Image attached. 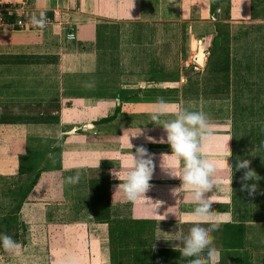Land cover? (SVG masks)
<instances>
[{
  "label": "crops",
  "instance_id": "obj_1",
  "mask_svg": "<svg viewBox=\"0 0 264 264\" xmlns=\"http://www.w3.org/2000/svg\"><path fill=\"white\" fill-rule=\"evenodd\" d=\"M33 9L57 23L0 31V233L22 240L15 253L0 248V264H61L67 256L75 264H187L172 241L192 226L195 205L186 193L171 195L180 181L160 169L179 167L161 158L170 147L145 139L166 136L150 120L159 97L207 114L204 158L226 160L227 145L231 152L232 190V173L222 169L213 202L221 264H264V0H34ZM198 41L202 68L191 62ZM139 128L131 151L143 146L155 165L145 196L163 202L157 215L174 207L162 221L144 201L113 195L119 181L110 173L123 171L127 137ZM237 158L261 178L248 181L257 183L251 196L240 190ZM77 172L78 183L65 182ZM91 180L107 184V206L96 207H107L108 222L93 220Z\"/></svg>",
  "mask_w": 264,
  "mask_h": 264
},
{
  "label": "clouds",
  "instance_id": "obj_2",
  "mask_svg": "<svg viewBox=\"0 0 264 264\" xmlns=\"http://www.w3.org/2000/svg\"><path fill=\"white\" fill-rule=\"evenodd\" d=\"M30 23L43 29L48 20L44 14L40 16L33 14ZM84 86L92 88L94 83L87 82ZM115 102L119 103V100L117 99ZM170 114L173 118L161 119V117ZM150 120L156 126L161 127L166 136L158 141L153 140L150 136H146L145 139L149 143L167 144L171 152L170 154L162 153L161 158L179 166L164 170L160 163L161 171L168 178L180 181L179 187L171 189V195L178 197L182 193H186L187 199L195 205L186 217L192 226L187 233L175 234L172 241L175 242L173 250L179 252L180 259L186 260L187 264H221V252L215 247L212 236V233L219 228V225L213 222L219 215L213 208V202L217 199L218 186L224 182L222 169L226 168L232 173L228 178L231 189L233 166L228 163V157L231 156L228 145L226 160L213 161L204 158L201 154L202 145L212 138L207 114L203 111L189 110L180 104L169 105L163 97L157 98L150 114ZM137 131L138 135L127 137L129 151L122 157L125 161L123 171L114 169L110 173L114 179L119 181L113 195L118 194L123 200L131 203L144 201L145 206H151L150 214L159 217L162 221L168 214H172L168 210L174 207L168 208L164 215H157L156 210L162 206L163 202H153L145 196L152 187L150 181L153 178L155 165L153 156L143 146L135 147L134 153L131 151L134 145L130 143V138L143 135L141 128ZM240 170H244L240 190L247 191L251 196L257 190V183L249 184L248 181L258 182L261 178L250 168V161L247 159L237 158L235 171L239 172ZM79 179L80 174L77 172L75 175L67 177L65 182L76 184ZM204 223H208V226H203ZM164 234L171 235L173 233ZM21 247L22 245L7 233H0V248L5 252L15 253ZM61 264H75V260L73 257L67 256L61 261Z\"/></svg>",
  "mask_w": 264,
  "mask_h": 264
},
{
  "label": "built area",
  "instance_id": "obj_3",
  "mask_svg": "<svg viewBox=\"0 0 264 264\" xmlns=\"http://www.w3.org/2000/svg\"><path fill=\"white\" fill-rule=\"evenodd\" d=\"M34 0H0V31H27L36 32L41 31L45 27L57 23V16L52 13V17H46L47 25L43 29H39L30 23V18L33 14L40 16L39 13L33 9ZM216 12H219L217 10ZM68 41L74 39L73 34L68 32L65 34Z\"/></svg>",
  "mask_w": 264,
  "mask_h": 264
},
{
  "label": "trees",
  "instance_id": "obj_4",
  "mask_svg": "<svg viewBox=\"0 0 264 264\" xmlns=\"http://www.w3.org/2000/svg\"><path fill=\"white\" fill-rule=\"evenodd\" d=\"M211 8V9H210ZM209 9L212 12V5H209ZM44 14L46 17L51 18V13L45 12L42 13ZM225 55V54H224ZM221 68H219L220 70H223V72L227 71V59H226V55L224 58V61L222 62V66H220ZM117 108H115V113L117 112ZM109 120H111V118H106V119H101L99 121H97V123H106ZM33 179L30 183V185H32V183H34ZM103 181H99V180H91L88 182V192H89V202H90V210H91V214L93 217V220L95 223H102V222H108V209L106 207V210L103 211H99L96 207V205L100 202H104L106 203L107 206V199H103L106 195H107V184L104 185L102 183ZM104 193H106L105 195H103ZM21 201L18 203V205L15 207V212L16 213L18 211L19 205H20ZM3 221V220H0ZM7 221V220H6ZM4 224H6V222H4ZM3 228V227H2ZM8 227H4V229L6 230ZM1 229V227H0ZM17 240V242H21L22 244V240L20 239H14ZM153 258V257H152Z\"/></svg>",
  "mask_w": 264,
  "mask_h": 264
},
{
  "label": "water",
  "instance_id": "obj_5",
  "mask_svg": "<svg viewBox=\"0 0 264 264\" xmlns=\"http://www.w3.org/2000/svg\"><path fill=\"white\" fill-rule=\"evenodd\" d=\"M203 57H204V49L202 47L201 41L197 42L195 53L192 57L191 62L196 65L198 68L203 67Z\"/></svg>",
  "mask_w": 264,
  "mask_h": 264
},
{
  "label": "rangeland",
  "instance_id": "obj_6",
  "mask_svg": "<svg viewBox=\"0 0 264 264\" xmlns=\"http://www.w3.org/2000/svg\"><path fill=\"white\" fill-rule=\"evenodd\" d=\"M224 29H225V28L222 26V27H221V30H222L223 32L225 31ZM178 83L183 85V84L185 83V81H184V83H182L181 81H178ZM241 241H242V239H240V242H241Z\"/></svg>",
  "mask_w": 264,
  "mask_h": 264
}]
</instances>
